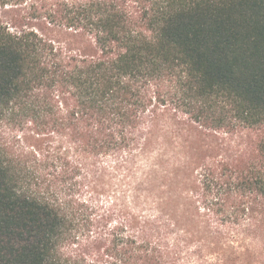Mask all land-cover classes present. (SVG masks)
<instances>
[{
    "label": "trees",
    "instance_id": "1",
    "mask_svg": "<svg viewBox=\"0 0 264 264\" xmlns=\"http://www.w3.org/2000/svg\"><path fill=\"white\" fill-rule=\"evenodd\" d=\"M0 264H264V0H0Z\"/></svg>",
    "mask_w": 264,
    "mask_h": 264
}]
</instances>
